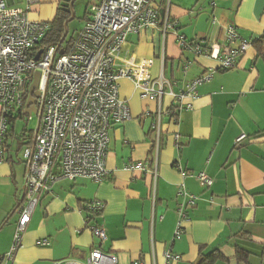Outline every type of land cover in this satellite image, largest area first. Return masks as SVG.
<instances>
[{"label": "crops", "instance_id": "obj_1", "mask_svg": "<svg viewBox=\"0 0 264 264\" xmlns=\"http://www.w3.org/2000/svg\"><path fill=\"white\" fill-rule=\"evenodd\" d=\"M8 2L23 6L24 0ZM63 2L36 0L28 17L50 22ZM155 3L162 20L175 27L164 32L160 24L158 29L130 34L117 63L131 57L136 63L153 59L152 77L174 83L176 93L209 70H214L212 79L199 86L193 108L181 111L177 121L162 115L159 136L153 124L159 109L165 112L174 104L173 97L165 94L161 102L144 98L131 79H120V95L131 118L111 130L109 175L100 183L88 178L57 181L35 208L13 259L6 255L19 219L16 208L25 164L18 168L8 155L10 133L0 174V193L8 194L0 203V264L83 260L95 247L116 254L118 264H164L169 251L180 255L171 264H196L202 254L217 249L228 258L218 264H264V64L252 44L235 68L220 70L217 59L195 55L179 40L181 35L187 41L203 39L223 47L225 29L234 25L253 43L264 33V0ZM243 133L247 137L237 143ZM134 162L147 163V170L128 169ZM178 165L188 175L183 176ZM199 172L213 178L210 187L197 178ZM183 188L198 201L187 210L183 233L176 237L177 207L183 200L178 193ZM93 201L105 204L91 219L107 232L102 245L86 223L87 204ZM42 238L49 244L39 245ZM237 247L248 252L247 262L237 259Z\"/></svg>", "mask_w": 264, "mask_h": 264}, {"label": "built area", "instance_id": "obj_2", "mask_svg": "<svg viewBox=\"0 0 264 264\" xmlns=\"http://www.w3.org/2000/svg\"><path fill=\"white\" fill-rule=\"evenodd\" d=\"M35 2L24 0L26 5L21 6L0 0V174L10 125L28 114L26 110L30 105L27 106V102L37 73L39 96L35 107L41 106L42 109L41 115L37 114L34 139L24 142L21 151V161L25 164L24 200L18 209L19 219L12 246L6 255L8 259H13L21 247L35 208L57 181L88 178L100 183L109 175L106 161L111 130L131 118L129 105L120 95V79H131L144 98L161 102L165 94L173 97L174 104L165 112L159 109L158 121L153 124L159 136L162 115L177 121L181 111L192 109L199 86L211 80L214 73V70L205 72L184 84L176 93L174 83L163 76L152 77L153 59L145 58L136 63L131 57L122 65L117 63L130 34L148 27L158 29L160 24H163L164 32L175 27L168 19L162 20L155 0H97L83 28L67 49L62 48V43L41 46L51 23L29 19V11ZM225 30L227 43L223 47L208 45L203 39L187 41L181 35L179 40L183 49L217 59L218 69L226 71L237 66L240 56L253 43L242 37L234 25H228ZM246 137L241 134L237 143ZM178 168L183 176L188 175L182 166L178 165ZM128 169L147 170V163L134 162L128 165ZM196 176L208 187L213 184V178L205 172ZM178 195L183 200L177 207L176 237L183 233L187 210L198 201L197 195L184 188ZM104 207L101 201L87 204V226L101 245L108 238L107 232L91 219ZM38 244L48 245L49 240L42 238ZM165 259L164 264H171L179 260L180 255L169 251ZM118 262L116 254L95 247L83 260L66 258L51 264ZM134 264L143 263L137 261Z\"/></svg>", "mask_w": 264, "mask_h": 264}, {"label": "rangeland", "instance_id": "obj_3", "mask_svg": "<svg viewBox=\"0 0 264 264\" xmlns=\"http://www.w3.org/2000/svg\"><path fill=\"white\" fill-rule=\"evenodd\" d=\"M95 0H77L74 5L75 10V18L69 24V34L68 38L73 34L74 31L78 33L80 29L83 28L85 24V20L89 15V11L92 8V5L95 3ZM26 3H23L25 6ZM31 20V19H30ZM33 21V20H32ZM76 33V34H77ZM261 64H264L263 59H260ZM264 66V65H263ZM38 124V115L36 113L24 114L19 117L16 123H11L10 125V142H9V153L8 155L15 158L18 163V168L23 169L24 163L19 162L21 160V151L23 147V143H27L32 141L35 136V129ZM6 160V155H5ZM19 179V178H18ZM21 182L18 184V187H21ZM8 196V194L2 195L0 193V203ZM9 199V198H8ZM8 203V202H7ZM18 214H16L12 221L17 218Z\"/></svg>", "mask_w": 264, "mask_h": 264}, {"label": "trees", "instance_id": "obj_4", "mask_svg": "<svg viewBox=\"0 0 264 264\" xmlns=\"http://www.w3.org/2000/svg\"><path fill=\"white\" fill-rule=\"evenodd\" d=\"M70 1L71 0H64V2L58 8L54 19L50 21L51 29L46 35V37L43 39L41 43L42 47H46L52 44H60L63 34L65 32V26H64L65 21L71 16ZM89 14H90V11H89ZM70 23L71 21L69 22V24ZM76 33L77 32L74 31L73 34L69 38L67 35L66 39L62 43V48L67 49L69 44L74 39ZM253 45L256 48L257 57L263 59L264 61V33L258 39L254 40ZM21 203H22L21 201L18 202V206L16 208L17 210L19 209V206ZM236 251H237L236 257L238 260L246 261V262L248 261L247 251L241 249L240 247H237ZM220 261L227 262L228 258L217 249V250L210 252L209 254H202L201 258L196 264H218V262Z\"/></svg>", "mask_w": 264, "mask_h": 264}, {"label": "water", "instance_id": "obj_5", "mask_svg": "<svg viewBox=\"0 0 264 264\" xmlns=\"http://www.w3.org/2000/svg\"><path fill=\"white\" fill-rule=\"evenodd\" d=\"M75 1L76 0H71L70 1L71 16H70V18H68L65 21V24H64L65 32L63 34V37H62L60 43H63L64 40L66 39V37L68 35V32H69L68 24H69L70 21H72L75 18V10H74ZM61 53H63V50H61ZM38 83H39V73H37L35 75V81H34L32 87L30 89V97H29L28 102H27V106L30 105V107L27 108V110H26V113H28V114H32V113H36L37 112L35 104H36V101H37V97L39 96V91L37 90ZM24 191H25V185L23 186L22 195H21V198H20L21 202L24 200Z\"/></svg>", "mask_w": 264, "mask_h": 264}, {"label": "flooded vegetation", "instance_id": "obj_6", "mask_svg": "<svg viewBox=\"0 0 264 264\" xmlns=\"http://www.w3.org/2000/svg\"><path fill=\"white\" fill-rule=\"evenodd\" d=\"M36 102H37V101H36ZM36 109H37L36 114H38V115L40 116V115H41V112H42V111H41V110H42V109H41V106H39V107L36 108Z\"/></svg>", "mask_w": 264, "mask_h": 264}]
</instances>
